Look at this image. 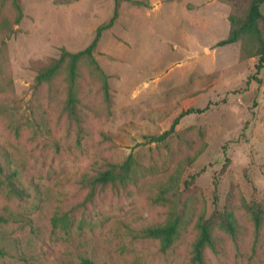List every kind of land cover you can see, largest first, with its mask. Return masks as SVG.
Returning a JSON list of instances; mask_svg holds the SVG:
<instances>
[{
	"label": "rangeland",
	"instance_id": "1",
	"mask_svg": "<svg viewBox=\"0 0 264 264\" xmlns=\"http://www.w3.org/2000/svg\"><path fill=\"white\" fill-rule=\"evenodd\" d=\"M18 2L16 24L13 0H0V264H192L198 219L222 210L235 234L213 219L216 248L203 264H264V66L256 70L241 42L217 46L238 5ZM115 8L94 61L78 64L74 120L64 110L66 69L40 85L36 76L62 51L85 49ZM189 109L165 141L149 142ZM129 155L130 179L89 199L82 181ZM11 173L22 199L8 192ZM176 217L162 250L145 230Z\"/></svg>",
	"mask_w": 264,
	"mask_h": 264
},
{
	"label": "trees",
	"instance_id": "2",
	"mask_svg": "<svg viewBox=\"0 0 264 264\" xmlns=\"http://www.w3.org/2000/svg\"><path fill=\"white\" fill-rule=\"evenodd\" d=\"M234 2L238 7V11H233L230 15V31L226 39L217 43V46H224L235 42H241L242 50L248 57H258L257 64L255 66L257 71H260L264 66V14L261 12V7L264 4V0H227ZM13 4L17 10V17L15 23L17 24L22 17V11L18 0H13ZM243 4V6H242ZM235 5V4H234ZM241 5V7L239 6ZM117 8V2H116ZM115 8L114 14L106 25H101L97 28L96 35L92 42L83 50L72 53L68 51H62L60 57L56 59L51 65L45 69L39 71L36 76L37 84L50 81L61 68H65L67 72V93L65 100L64 110L67 115L78 120V114L76 110L77 98L75 96V82L77 78V68L80 61L87 58L91 61L93 59V52L98 44L101 34L104 30L110 27L117 17V9ZM105 95H108L107 92ZM193 113L191 109L182 111L172 122L170 128L158 136L149 137V142H163L171 134L174 133L175 127L179 124L180 119ZM133 168V158L129 155L126 160L119 165L109 164L107 169L97 173L96 175L86 178L82 181V185L88 189V198H92L97 188H104L106 186H115L116 184H124L131 177ZM3 173V168L0 164V174ZM15 173H11L7 177L8 192L22 199L28 194L24 189L19 188L16 185ZM253 221L256 229L261 223V214L258 210L252 212ZM216 219L219 227L227 232L230 236L235 234V224L233 214L229 211L226 212L216 211L212 216L206 218L201 216L197 222L198 236L195 240L192 248L191 263L203 264L205 250H215L216 244L211 232L212 220ZM5 219L0 217V222H4ZM61 223L63 226L67 225L66 218H54L53 224L57 225ZM179 218L176 217L169 224L163 227L147 228L145 235L149 238L157 239L161 243L162 250H167L177 235L179 228ZM0 254H2L0 250ZM78 264H94L92 260L88 258H82Z\"/></svg>",
	"mask_w": 264,
	"mask_h": 264
}]
</instances>
